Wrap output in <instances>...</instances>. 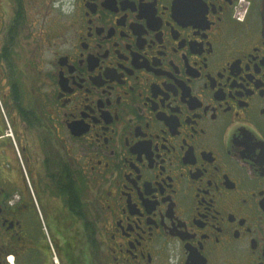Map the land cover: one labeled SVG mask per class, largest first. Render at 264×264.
<instances>
[{
    "label": "flooded vegetation",
    "instance_id": "af4514ba",
    "mask_svg": "<svg viewBox=\"0 0 264 264\" xmlns=\"http://www.w3.org/2000/svg\"><path fill=\"white\" fill-rule=\"evenodd\" d=\"M262 1L0 0V264H264Z\"/></svg>",
    "mask_w": 264,
    "mask_h": 264
},
{
    "label": "water",
    "instance_id": "95a60500",
    "mask_svg": "<svg viewBox=\"0 0 264 264\" xmlns=\"http://www.w3.org/2000/svg\"><path fill=\"white\" fill-rule=\"evenodd\" d=\"M262 12L264 14V0L262 1ZM264 30V29H263Z\"/></svg>",
    "mask_w": 264,
    "mask_h": 264
},
{
    "label": "rangeland",
    "instance_id": "374dc122",
    "mask_svg": "<svg viewBox=\"0 0 264 264\" xmlns=\"http://www.w3.org/2000/svg\"><path fill=\"white\" fill-rule=\"evenodd\" d=\"M24 77H25V79H27L28 78V73H25Z\"/></svg>",
    "mask_w": 264,
    "mask_h": 264
}]
</instances>
